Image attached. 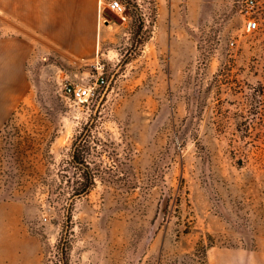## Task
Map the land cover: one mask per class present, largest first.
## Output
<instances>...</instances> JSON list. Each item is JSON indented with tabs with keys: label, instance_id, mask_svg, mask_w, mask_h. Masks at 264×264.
<instances>
[{
	"label": "rangeland",
	"instance_id": "obj_1",
	"mask_svg": "<svg viewBox=\"0 0 264 264\" xmlns=\"http://www.w3.org/2000/svg\"><path fill=\"white\" fill-rule=\"evenodd\" d=\"M112 1L0 0V264H264V0Z\"/></svg>",
	"mask_w": 264,
	"mask_h": 264
},
{
	"label": "built area",
	"instance_id": "obj_2",
	"mask_svg": "<svg viewBox=\"0 0 264 264\" xmlns=\"http://www.w3.org/2000/svg\"><path fill=\"white\" fill-rule=\"evenodd\" d=\"M255 0H247V5L253 7L255 5ZM113 7H121L120 1L113 0ZM249 29L258 28V21L254 18L249 19ZM106 82L104 76H100L96 81H80L66 76L64 78V84L62 90L66 96L72 97L77 102H82L86 98H94L98 95L99 88ZM47 219V217H45Z\"/></svg>",
	"mask_w": 264,
	"mask_h": 264
},
{
	"label": "crops",
	"instance_id": "obj_3",
	"mask_svg": "<svg viewBox=\"0 0 264 264\" xmlns=\"http://www.w3.org/2000/svg\"><path fill=\"white\" fill-rule=\"evenodd\" d=\"M2 1V0H1ZM3 1H5V0H3ZM29 1H31V0H24V4L25 5H29ZM33 1V0H32ZM34 1H36L37 3H36V6H37V9H38V11H41V12H43L44 11V6H45V0H34ZM55 3V2H54ZM69 4V5H68ZM67 5H68V7L69 8H71V7H73L74 6V2H69ZM55 7H59V6H53V8L55 9ZM41 14V13H40ZM43 14V13H42ZM69 14H67V13H64L63 14V16H62V18H60L58 21H60L61 22V24H62V26H63V28H64V31H65V33H67V31L69 32L70 31V29H71V27H70V23H69ZM61 24H60V26H61Z\"/></svg>",
	"mask_w": 264,
	"mask_h": 264
},
{
	"label": "trees",
	"instance_id": "obj_4",
	"mask_svg": "<svg viewBox=\"0 0 264 264\" xmlns=\"http://www.w3.org/2000/svg\"><path fill=\"white\" fill-rule=\"evenodd\" d=\"M85 166V165H84ZM86 168H87V166H85ZM88 178H89V182L90 183H92L93 182V177H92V175L91 176H88ZM88 184H86L84 187H82L80 190H77V192L75 193V194H81V193H84V192H86L87 191V189H88Z\"/></svg>",
	"mask_w": 264,
	"mask_h": 264
}]
</instances>
